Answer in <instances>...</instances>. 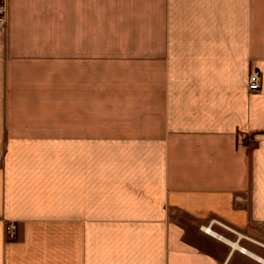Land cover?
<instances>
[{
  "label": "crops",
  "instance_id": "obj_1",
  "mask_svg": "<svg viewBox=\"0 0 264 264\" xmlns=\"http://www.w3.org/2000/svg\"><path fill=\"white\" fill-rule=\"evenodd\" d=\"M5 2L0 264H264V0Z\"/></svg>",
  "mask_w": 264,
  "mask_h": 264
},
{
  "label": "built area",
  "instance_id": "obj_2",
  "mask_svg": "<svg viewBox=\"0 0 264 264\" xmlns=\"http://www.w3.org/2000/svg\"><path fill=\"white\" fill-rule=\"evenodd\" d=\"M6 24V2L5 0H0V28L4 27ZM261 71L255 69L251 72L249 77V89L257 90L261 87ZM264 228V223L262 224ZM17 223L15 221L9 222L6 227V233L9 237H14L16 235Z\"/></svg>",
  "mask_w": 264,
  "mask_h": 264
},
{
  "label": "rangeland",
  "instance_id": "obj_3",
  "mask_svg": "<svg viewBox=\"0 0 264 264\" xmlns=\"http://www.w3.org/2000/svg\"><path fill=\"white\" fill-rule=\"evenodd\" d=\"M99 1H102V0H99ZM213 228H214L216 231H219L220 227H219V225H218L217 222H215V223L213 224ZM205 230H208V229L205 228Z\"/></svg>",
  "mask_w": 264,
  "mask_h": 264
},
{
  "label": "bare ground",
  "instance_id": "obj_4",
  "mask_svg": "<svg viewBox=\"0 0 264 264\" xmlns=\"http://www.w3.org/2000/svg\"><path fill=\"white\" fill-rule=\"evenodd\" d=\"M205 228H207L209 232L215 233L214 230L210 226H205Z\"/></svg>",
  "mask_w": 264,
  "mask_h": 264
}]
</instances>
